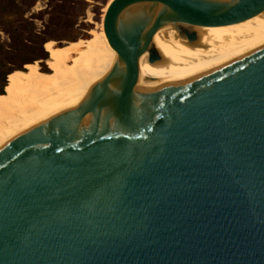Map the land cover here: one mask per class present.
<instances>
[{"label": "water", "instance_id": "obj_1", "mask_svg": "<svg viewBox=\"0 0 264 264\" xmlns=\"http://www.w3.org/2000/svg\"><path fill=\"white\" fill-rule=\"evenodd\" d=\"M201 2L109 4L93 94L0 151V264H264V23L187 29L264 0ZM167 25L192 42L158 56Z\"/></svg>", "mask_w": 264, "mask_h": 264}, {"label": "bare ground", "instance_id": "obj_2", "mask_svg": "<svg viewBox=\"0 0 264 264\" xmlns=\"http://www.w3.org/2000/svg\"><path fill=\"white\" fill-rule=\"evenodd\" d=\"M260 23H264V10L238 24L187 29L194 33L192 41H196ZM89 34V39L69 43L49 41L47 59L36 60L30 69L21 70L16 82L0 94V151L50 126L93 94L95 85L113 66L117 56L104 32L92 30ZM192 41L173 25H167L154 34L150 47L160 56ZM149 56L146 51L139 63L149 60Z\"/></svg>", "mask_w": 264, "mask_h": 264}, {"label": "rangeland", "instance_id": "obj_3", "mask_svg": "<svg viewBox=\"0 0 264 264\" xmlns=\"http://www.w3.org/2000/svg\"><path fill=\"white\" fill-rule=\"evenodd\" d=\"M110 3L0 0V94L16 82L21 70L30 69L36 60L47 59L49 41L69 43L89 39L92 30L103 32L102 16Z\"/></svg>", "mask_w": 264, "mask_h": 264}, {"label": "snow or ice", "instance_id": "obj_4", "mask_svg": "<svg viewBox=\"0 0 264 264\" xmlns=\"http://www.w3.org/2000/svg\"><path fill=\"white\" fill-rule=\"evenodd\" d=\"M188 3L191 5V7H194V8L207 6L203 4L201 0H188Z\"/></svg>", "mask_w": 264, "mask_h": 264}]
</instances>
